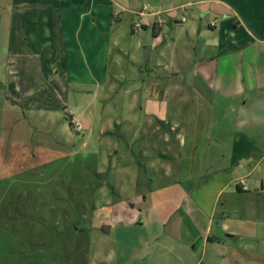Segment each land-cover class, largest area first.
Masks as SVG:
<instances>
[{"label": "rangeland", "instance_id": "obj_1", "mask_svg": "<svg viewBox=\"0 0 264 264\" xmlns=\"http://www.w3.org/2000/svg\"><path fill=\"white\" fill-rule=\"evenodd\" d=\"M58 1L0 0V264H118L121 250L152 248L141 226L149 202L162 194L174 197L177 191L167 187L191 176L173 170L169 158L179 149L164 139L176 131L159 126L153 115L166 116L182 134L194 127V135L226 138L237 129L236 117L215 114L208 126L198 127L202 120L192 111L200 100L186 88L210 103L218 96L205 93L208 85L191 65L178 74L168 62L158 66L160 52L143 39L147 35L151 42L152 30L132 31L140 17L121 13L112 0ZM184 1L190 0H147L152 9L184 16L188 22L178 26L183 31L197 23L196 10L224 7L212 2L180 8ZM223 1L264 18V0ZM94 2L99 13L116 12L109 34L118 43L110 61L105 64L100 55L94 61L85 38L86 59L78 57V46L68 47L67 60L57 48L51 53L50 29L59 12H69L74 30L80 21L74 14ZM214 17L222 18L211 13L202 24ZM160 19L167 22L168 16ZM259 23L264 37V19ZM164 33L170 36L169 25ZM71 116L92 126L77 131Z\"/></svg>", "mask_w": 264, "mask_h": 264}, {"label": "crops", "instance_id": "obj_2", "mask_svg": "<svg viewBox=\"0 0 264 264\" xmlns=\"http://www.w3.org/2000/svg\"><path fill=\"white\" fill-rule=\"evenodd\" d=\"M112 1L121 13L140 17V28L152 30L151 42L147 35L143 39L160 52L158 66L168 67V62L178 74L191 65L193 73H201L205 79V93L218 96L216 102L210 103L194 87L186 88L187 93L200 100L192 111L194 118L202 120L203 125L198 127L205 126V122L208 126L215 114L221 119L230 111L236 117L237 128L228 138L221 134L194 135V127L182 134L166 116L153 115L159 126H165L170 133L176 131L164 139L176 143L179 149L177 156L169 158L174 162L173 170L191 176L167 187L177 191L174 197L166 199L162 194L149 202L147 218L141 220V226L147 228L143 238L152 248L121 250L117 263L264 264V37L259 23L264 18L257 20L249 10L241 13L223 0H190L180 3V8L212 2L224 7L196 10L197 23L183 31L178 26L188 21L184 16H171L172 9H152L147 0ZM58 4L64 5L61 0ZM92 4L88 11L74 14L80 20L74 30L67 18L69 12H59L57 24L50 29L51 53L57 48L67 60L72 53L68 47L78 46V57L86 59L82 43L85 38L94 61H99V55L105 64L110 61L111 50L118 43L109 34L116 12L99 13L96 3ZM147 6L152 9L149 13ZM71 8L77 9L73 3ZM211 13L222 18L214 17L205 26L202 21ZM88 15H92L89 20ZM163 15L168 19L160 25ZM66 22L71 27L70 35ZM135 22L133 32L138 30ZM166 25L171 30L168 37L164 33ZM194 38L199 42V57ZM197 62L202 64L198 69ZM154 94L157 99V89ZM81 124L83 129L92 126L86 118ZM151 124L152 121L147 126ZM187 124L191 127V123ZM214 143L221 150L216 152ZM202 146L204 155H200ZM146 201L148 198L144 197Z\"/></svg>", "mask_w": 264, "mask_h": 264}, {"label": "built area", "instance_id": "obj_3", "mask_svg": "<svg viewBox=\"0 0 264 264\" xmlns=\"http://www.w3.org/2000/svg\"><path fill=\"white\" fill-rule=\"evenodd\" d=\"M183 21H185V20H183ZM159 24L162 25L163 21H160ZM140 27L141 26L139 23H135V25H134L135 29H139ZM73 125H74L73 128H75V130H77V131H81L83 129L82 124L79 123L78 121H75V122L73 121Z\"/></svg>", "mask_w": 264, "mask_h": 264}, {"label": "trees", "instance_id": "obj_4", "mask_svg": "<svg viewBox=\"0 0 264 264\" xmlns=\"http://www.w3.org/2000/svg\"><path fill=\"white\" fill-rule=\"evenodd\" d=\"M69 119H70V126L73 127L74 125H73V118H72V116Z\"/></svg>", "mask_w": 264, "mask_h": 264}, {"label": "water", "instance_id": "obj_5", "mask_svg": "<svg viewBox=\"0 0 264 264\" xmlns=\"http://www.w3.org/2000/svg\"><path fill=\"white\" fill-rule=\"evenodd\" d=\"M104 231H105V232H109V231H110V228H109V227H105V228H104Z\"/></svg>", "mask_w": 264, "mask_h": 264}]
</instances>
